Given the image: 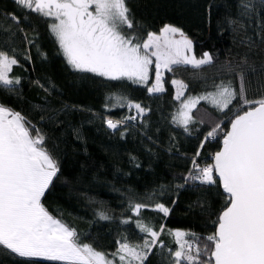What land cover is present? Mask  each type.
<instances>
[{"label":"trees","instance_id":"obj_1","mask_svg":"<svg viewBox=\"0 0 264 264\" xmlns=\"http://www.w3.org/2000/svg\"><path fill=\"white\" fill-rule=\"evenodd\" d=\"M126 2L140 38L148 32L160 31L165 24L181 27L193 40L198 57L205 51L213 55V65L222 71V77L190 80L186 82L188 88L184 96L176 100V89L171 84L173 72L167 73L166 91L159 94H149L144 86L128 80L113 81L92 73L76 72L66 63L50 33L48 18L27 13L13 0H0V50L19 60L9 75L21 81L20 85L13 86L18 89L13 92L0 86V105L20 112L46 135V146L58 158L61 173L54 179L43 203L50 214L76 231L80 243L90 244L119 264L118 257L112 255L119 246L117 241L127 238L130 243H142L146 234L134 223L142 219L157 230L161 225L165 228L160 237L164 247L158 244L145 264H172L169 249L174 251L178 245L175 237L168 234L169 230L195 233L202 244L203 238L215 231L213 221L226 206L222 189L217 186L200 185L199 182H189L183 188L176 186L184 184L182 177L206 133L221 124L217 138L205 145L198 161L201 166L212 163L211 156L222 147L223 132L228 130L238 110L225 115L208 102H200L192 111L195 122L189 126L191 135L176 126L172 118L185 96L213 90L221 80L232 79L236 84L234 76L223 68L226 62L238 60V53L247 51L239 45L242 33L234 31L240 24L250 23L249 16L243 14L242 5H253L247 30L253 38H256L257 15L264 22V5H260L259 0ZM11 13L20 17L19 24L11 20ZM229 20L237 24L230 25ZM23 26L28 28L23 29ZM250 55L257 66L264 60V52L259 49ZM116 97L123 98L120 101L123 107L117 106ZM129 102L139 103L149 111L137 116L134 108L127 107ZM64 105L77 107L62 112L59 123L48 119ZM131 116L137 119L128 120ZM108 119L125 120V123L114 131L107 128ZM73 129L80 130L82 139L76 138ZM137 163L140 167L135 166ZM135 203H164L172 211L164 217L144 210L141 217H136L131 211ZM205 208L209 211L203 210ZM101 212L111 219H100ZM129 218L133 222L122 223ZM0 264L26 262L0 250ZM39 264L63 262L41 261Z\"/></svg>","mask_w":264,"mask_h":264},{"label":"snow or ice","instance_id":"obj_2","mask_svg":"<svg viewBox=\"0 0 264 264\" xmlns=\"http://www.w3.org/2000/svg\"><path fill=\"white\" fill-rule=\"evenodd\" d=\"M13 2L27 13L50 20L49 31L66 63L76 72L92 73L113 81L128 80L144 86L149 94H159L166 91L165 71L174 72L177 66L201 69L214 64L210 52L196 55L193 40L181 27L165 24L159 34L148 32L146 38L141 39L126 0ZM259 3L264 5V0ZM242 7L250 23L240 24L234 31L242 33L239 45L247 51L238 53L239 59L226 62L223 68L234 76L236 84L232 79L221 80L214 85V92L183 99L172 118L176 126L191 135L189 126L195 122L192 111L202 100L225 115L238 110L230 120V129L223 132L222 147L211 156L212 163L201 166L198 161L205 145L217 138L221 124L206 133L182 177L184 184L176 186L183 188L189 182L217 186L222 189L226 206L213 221L215 231L203 238L202 244L195 233L169 230L168 234L175 237L178 245L174 251L169 249L172 264H264V60L257 66L250 55L256 49L264 52V22L257 15L256 38L248 35L253 5L243 3ZM9 15L12 21L20 23V17L15 13ZM229 24L236 25L237 21L229 20ZM18 64L14 55L0 50V86L9 92L17 91L13 86L21 83L20 78L9 75ZM153 65L155 77L150 84ZM36 83L49 91L39 81ZM171 84L176 89L175 99L181 100L188 85L177 79H172ZM254 93L259 95L253 96ZM115 99L117 106H124L120 102L123 98ZM76 107L64 105L48 119L59 123L62 112ZM127 107L134 108L137 116L149 111L139 103L129 102ZM137 116L127 119L136 120ZM124 123L125 120L106 121L107 128L114 131ZM73 132L77 139H82L79 129H73ZM46 139L42 130L20 112L0 105V250L22 258L26 264L41 261L115 264L108 254L90 244L80 243L76 231L45 207L43 200L61 173L59 160L47 148ZM135 159L132 157L133 161ZM135 166L140 167L138 163ZM144 210L164 217L172 211L164 203L131 205L136 217H141ZM99 216L103 220L111 219L104 212ZM130 222H133L131 218L122 221ZM134 223L146 235L142 243H130L127 238L117 241L119 246L112 255L118 257L119 264H145L158 244L164 247L160 241L165 232L163 225L157 230L142 219H136Z\"/></svg>","mask_w":264,"mask_h":264},{"label":"rangeland","instance_id":"obj_3","mask_svg":"<svg viewBox=\"0 0 264 264\" xmlns=\"http://www.w3.org/2000/svg\"><path fill=\"white\" fill-rule=\"evenodd\" d=\"M26 28H28V27L23 26V29H26ZM159 32L160 31L155 32V33L159 34ZM145 38H146V36L142 37L141 39H145ZM154 59L155 58H153V60ZM167 73H168L167 71L164 72V80L165 81H166ZM173 73H174V76L172 77V79L182 80L184 83H186V82L188 83V81H190V80H199L201 78L215 80V79L221 78L223 75L222 71H220V69L218 67H215L214 65L203 66L201 69H193V68H191V66H177V70L174 71ZM154 77H155V73H154V65H153L152 71L150 72V81L152 80V82H154ZM29 80H31V79H29ZM174 88H175V86H174ZM214 91H215V89L208 90V91L202 90L201 93H196V94L189 95V96H201V95H204L206 93L214 92ZM189 96H187V97H189ZM185 98H186V96H185Z\"/></svg>","mask_w":264,"mask_h":264},{"label":"water","instance_id":"obj_4","mask_svg":"<svg viewBox=\"0 0 264 264\" xmlns=\"http://www.w3.org/2000/svg\"><path fill=\"white\" fill-rule=\"evenodd\" d=\"M228 129H230V124H229V128Z\"/></svg>","mask_w":264,"mask_h":264}]
</instances>
